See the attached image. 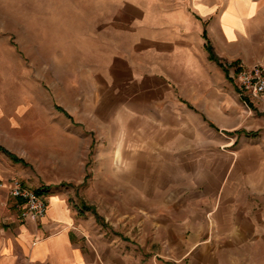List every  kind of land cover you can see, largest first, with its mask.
Returning a JSON list of instances; mask_svg holds the SVG:
<instances>
[{"label": "crops", "instance_id": "1", "mask_svg": "<svg viewBox=\"0 0 264 264\" xmlns=\"http://www.w3.org/2000/svg\"><path fill=\"white\" fill-rule=\"evenodd\" d=\"M99 21L118 35L89 63L87 89L110 111L95 116L90 169L96 200L125 195L143 219L142 255L71 201L64 181L89 168L81 117L52 179L0 163V264H264V95H241L232 77L264 65V0H125ZM14 177L45 194L44 218L11 219Z\"/></svg>", "mask_w": 264, "mask_h": 264}, {"label": "rangeland", "instance_id": "2", "mask_svg": "<svg viewBox=\"0 0 264 264\" xmlns=\"http://www.w3.org/2000/svg\"><path fill=\"white\" fill-rule=\"evenodd\" d=\"M124 1L0 0V147L23 160L17 162L0 149V163L32 171L40 183L52 179L56 163L67 166V130L79 126L81 117H91L86 131L89 168L81 182L64 181L66 188L73 204L106 239L134 243L138 257L144 239L138 225L143 219L128 216L132 211L130 203L122 201L125 195L119 201L110 193L108 199L96 200V171L90 169L99 144L95 116L110 111L96 103L95 89H87L94 69L89 63L103 49L101 36L118 35L99 20ZM5 207L11 219L25 220L9 201Z\"/></svg>", "mask_w": 264, "mask_h": 264}, {"label": "built area", "instance_id": "3", "mask_svg": "<svg viewBox=\"0 0 264 264\" xmlns=\"http://www.w3.org/2000/svg\"><path fill=\"white\" fill-rule=\"evenodd\" d=\"M232 77L239 85L241 95L259 97L264 95V65L235 66ZM4 186V183H1ZM9 196L13 200L12 207L18 211L21 220L32 217L41 220L47 213V200L42 191L28 186L22 179L11 178L6 182Z\"/></svg>", "mask_w": 264, "mask_h": 264}, {"label": "trees", "instance_id": "4", "mask_svg": "<svg viewBox=\"0 0 264 264\" xmlns=\"http://www.w3.org/2000/svg\"><path fill=\"white\" fill-rule=\"evenodd\" d=\"M204 36L207 38V35H206V31H204ZM207 49L209 50V53H210V58L211 59H214L216 60L217 62H220L219 61V57L214 53L213 49H212V46L207 43ZM221 63V62H220ZM222 64V63H221ZM0 149H2L3 151H5L11 158H13L15 161L17 162H23L22 159L18 158L16 155L14 154H11L9 153L8 151H6L4 148L0 147ZM37 191H40V189H36Z\"/></svg>", "mask_w": 264, "mask_h": 264}]
</instances>
